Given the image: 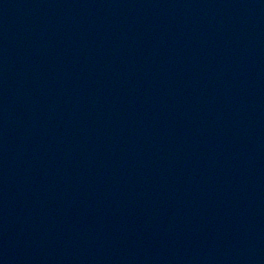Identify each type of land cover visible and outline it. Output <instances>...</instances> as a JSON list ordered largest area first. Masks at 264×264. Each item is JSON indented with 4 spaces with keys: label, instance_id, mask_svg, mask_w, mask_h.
Returning <instances> with one entry per match:
<instances>
[{
    "label": "water",
    "instance_id": "water-1",
    "mask_svg": "<svg viewBox=\"0 0 264 264\" xmlns=\"http://www.w3.org/2000/svg\"><path fill=\"white\" fill-rule=\"evenodd\" d=\"M0 264H264V0H0Z\"/></svg>",
    "mask_w": 264,
    "mask_h": 264
}]
</instances>
